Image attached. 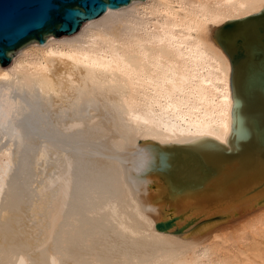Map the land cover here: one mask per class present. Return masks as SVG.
Instances as JSON below:
<instances>
[{
	"label": "bare ground",
	"instance_id": "obj_1",
	"mask_svg": "<svg viewBox=\"0 0 264 264\" xmlns=\"http://www.w3.org/2000/svg\"><path fill=\"white\" fill-rule=\"evenodd\" d=\"M263 10L132 0L0 66V264H264V201L178 216L264 162V90L218 42L246 25L216 33Z\"/></svg>",
	"mask_w": 264,
	"mask_h": 264
},
{
	"label": "water",
	"instance_id": "obj_2",
	"mask_svg": "<svg viewBox=\"0 0 264 264\" xmlns=\"http://www.w3.org/2000/svg\"><path fill=\"white\" fill-rule=\"evenodd\" d=\"M132 0H0V66L7 67L12 63V59L19 49L29 44H45L48 38L68 37L78 33L87 21L95 20L101 17L105 11L118 10L126 7ZM246 25L235 36L225 40H219V45L230 51V58L233 70H240V79L245 70L249 74L246 85L247 88L254 90L261 88L264 90V10L263 12L250 16L244 20L231 21L217 29V34L230 35L237 24ZM256 46L252 52L253 61L259 69L255 71L252 63H249L248 54L250 47ZM258 130V124L255 123ZM264 133H261V142H263ZM168 149H180L167 147ZM183 149V148H181ZM184 150V149H183ZM198 159V158H197ZM201 165L204 162L200 159ZM257 168L251 174L250 172L234 180L226 188L215 189L213 191H203L196 196L188 198V207L182 210L178 216L184 217L191 211L206 210L210 211L200 220L208 222L221 218L223 213L233 214L241 212L246 208L252 207L258 200L264 201V162L256 161ZM208 167V166H207ZM238 167V166H237ZM236 170L231 172L228 179H231ZM189 173H192L189 172ZM223 175H228L224 173ZM249 176L255 177L250 181ZM144 179V178H141ZM260 182L251 185L254 182ZM248 184V185H247ZM250 185V186H249ZM214 189V187H210ZM163 192L162 189L159 191ZM196 197V198H193ZM215 199V200H214ZM154 207L173 201L176 199L161 195L153 199ZM182 203V202H181ZM219 206L218 211L214 208ZM205 212V211H204ZM201 214V213H198ZM178 216L173 214L169 219L156 224L159 231H169L174 227ZM191 216L190 219H193ZM187 229L184 225L177 228V234L183 233Z\"/></svg>",
	"mask_w": 264,
	"mask_h": 264
}]
</instances>
